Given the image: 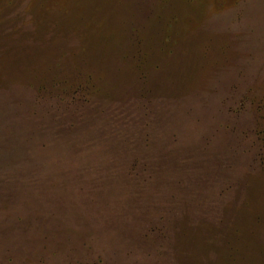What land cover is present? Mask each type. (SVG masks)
Segmentation results:
<instances>
[{
	"label": "rangeland",
	"instance_id": "374dc122",
	"mask_svg": "<svg viewBox=\"0 0 264 264\" xmlns=\"http://www.w3.org/2000/svg\"><path fill=\"white\" fill-rule=\"evenodd\" d=\"M261 99L264 0H0V264H264Z\"/></svg>",
	"mask_w": 264,
	"mask_h": 264
},
{
	"label": "trees",
	"instance_id": "16d2710c",
	"mask_svg": "<svg viewBox=\"0 0 264 264\" xmlns=\"http://www.w3.org/2000/svg\"><path fill=\"white\" fill-rule=\"evenodd\" d=\"M39 5V4H38ZM37 5V6H38ZM34 8H40V7H34ZM44 8V7H43ZM77 18V20L80 21H84V18ZM55 29L59 28V23H55L54 24ZM82 37H85V39H83V48L81 49V51H83L82 57L85 60H87L88 62L92 63V59L91 56H95L91 55V52L93 50V43L96 42V40H98V37L95 35L94 37H92V31L91 29L87 26L85 27L83 30L80 31ZM120 49L115 50V49H111L110 47L108 48V52L106 54V60L103 61L105 62L104 67H101L99 71H107L109 70H113L115 72V75L120 77L122 76V74H124L127 71V68L129 67L128 63V58L131 59V62L134 63L136 66L138 67H142L141 69H137V73L136 75H138V81L140 84L144 85V88L137 89L140 91V93H142V98H144V96L146 98H149L148 94L149 92V88H148V74L146 72V68H144L143 65H145L147 63L146 57H144L143 54L138 55L137 57H129L127 55H123V53L121 54V57L119 61H117L116 59V55L118 54ZM121 51V50H120ZM80 52V49H79ZM77 53L75 56H80V53ZM90 55V57H89ZM108 58H111L110 60H108ZM123 60V61H122ZM92 61V62H91ZM110 61L115 62L116 64L113 66H105L106 64H113V63H109ZM121 61V63L119 65H117L119 62ZM93 64V63H92ZM148 65V64H146ZM67 66V64L65 63V67ZM128 66V67H127ZM64 67V66H63ZM62 67V64H60V62L58 63V68L52 70L50 69L49 74H45L43 75L41 72H37L38 74L36 75V81H34V83H31L30 85L34 86V89L39 92L41 95H44L45 97H64V98H73L74 97V93L78 92L79 90H81L82 88L87 87L89 84H93V85H97V83L95 82V77L93 75V73L91 75L84 73V72H80V71H76L75 70H67L65 68ZM158 68V66L156 67ZM155 68V69H156ZM70 69V68H68ZM153 68V70H155ZM136 90V91H137ZM95 91V89H94ZM260 102L263 104H260ZM259 102V104L256 105L257 111L260 114V124L262 125L264 123V100L261 99V101ZM254 105V106H255ZM260 125V126H261ZM262 127V126H261ZM259 132H261V136L264 133V128H259ZM264 138V136H263ZM245 214H238V218L236 221H240L242 222L245 218L244 216ZM256 222V221H254ZM195 242V241H192ZM191 242V243H192ZM195 244V243H194ZM182 253V252H181ZM182 254H184V258H183V264H187L188 261L190 262V264H195V261L192 258L191 254H187L186 250L185 252H183ZM185 256L187 258H185Z\"/></svg>",
	"mask_w": 264,
	"mask_h": 264
}]
</instances>
